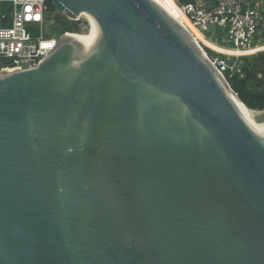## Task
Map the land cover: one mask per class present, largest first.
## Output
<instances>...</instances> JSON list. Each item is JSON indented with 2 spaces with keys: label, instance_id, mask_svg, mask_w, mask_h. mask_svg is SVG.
Listing matches in <instances>:
<instances>
[{
  "label": "water",
  "instance_id": "obj_1",
  "mask_svg": "<svg viewBox=\"0 0 264 264\" xmlns=\"http://www.w3.org/2000/svg\"><path fill=\"white\" fill-rule=\"evenodd\" d=\"M49 1L94 33L0 72V264H264V132L197 39L155 0Z\"/></svg>",
  "mask_w": 264,
  "mask_h": 264
},
{
  "label": "built area",
  "instance_id": "obj_2",
  "mask_svg": "<svg viewBox=\"0 0 264 264\" xmlns=\"http://www.w3.org/2000/svg\"><path fill=\"white\" fill-rule=\"evenodd\" d=\"M174 1L203 36L236 51L220 52L197 39L224 76L240 73L244 58L264 52V0ZM50 13L48 0H0V72L33 68L45 59L64 35L46 30L54 24Z\"/></svg>",
  "mask_w": 264,
  "mask_h": 264
},
{
  "label": "trees",
  "instance_id": "obj_3",
  "mask_svg": "<svg viewBox=\"0 0 264 264\" xmlns=\"http://www.w3.org/2000/svg\"><path fill=\"white\" fill-rule=\"evenodd\" d=\"M48 5L51 17L54 20L52 27L56 32L60 35H63L66 32L81 33L82 25L80 22L72 21L56 11L49 0ZM201 39L211 48L220 52L229 53V50L225 49L224 46L212 43V41L205 38ZM206 50L210 54H215L210 49ZM242 63L243 65L240 73H236L233 76H230L229 73H227L225 74V77L233 90L249 108L254 110H264V88H261L260 86V84H264V54L246 57ZM3 66H5V64L0 60V68Z\"/></svg>",
  "mask_w": 264,
  "mask_h": 264
},
{
  "label": "bare ground",
  "instance_id": "obj_4",
  "mask_svg": "<svg viewBox=\"0 0 264 264\" xmlns=\"http://www.w3.org/2000/svg\"><path fill=\"white\" fill-rule=\"evenodd\" d=\"M155 1H157L166 11H168L170 15H172L175 19H177V21L181 23L196 39H201V38L207 39L205 36H203L202 33L199 32L197 28L193 26L190 20L178 8L174 0H155ZM81 17H85L89 21L90 33L89 34L68 33V35L77 36V37H89L94 33V27L91 22V19H89L83 14L81 15ZM212 42L215 43L214 41ZM225 49L229 50V52L231 53L237 54L236 51L234 50L228 49L226 47ZM234 96H235L237 108L240 114L246 119L248 126L253 128L259 133H263L264 132V122L260 123L257 120V117L260 115H263V113L249 109L243 102L239 100V98L235 94Z\"/></svg>",
  "mask_w": 264,
  "mask_h": 264
},
{
  "label": "rangeland",
  "instance_id": "obj_5",
  "mask_svg": "<svg viewBox=\"0 0 264 264\" xmlns=\"http://www.w3.org/2000/svg\"><path fill=\"white\" fill-rule=\"evenodd\" d=\"M73 21H75V20H73ZM76 21H78V22H80L81 23V25H82V31H81V33H79V34H89L90 33V23H89V21L87 20V18H85V17H80V19L79 20H76ZM47 31H48V33L50 34V35H53V36H60V34L58 33V32H56L55 31V29L50 25L47 29H46ZM212 40H214V39H212ZM218 42V41H217ZM213 43V42H212ZM262 50H264V49H262ZM261 54H264V52L263 53H261ZM261 54H259V55H261ZM248 57H250V56H248ZM245 59V58H244ZM243 59V60H244ZM242 60V61H243ZM258 88H260L258 85H256ZM260 86H261V88H264V84H260ZM263 114H264V112H262Z\"/></svg>",
  "mask_w": 264,
  "mask_h": 264
},
{
  "label": "crops",
  "instance_id": "obj_6",
  "mask_svg": "<svg viewBox=\"0 0 264 264\" xmlns=\"http://www.w3.org/2000/svg\"><path fill=\"white\" fill-rule=\"evenodd\" d=\"M261 49H264V46H260Z\"/></svg>",
  "mask_w": 264,
  "mask_h": 264
}]
</instances>
